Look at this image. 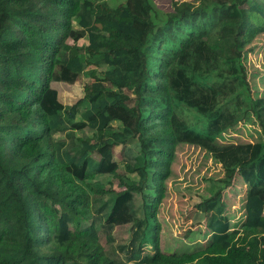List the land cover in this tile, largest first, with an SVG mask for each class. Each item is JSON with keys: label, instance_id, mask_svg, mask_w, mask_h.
<instances>
[{"label": "trees", "instance_id": "trees-1", "mask_svg": "<svg viewBox=\"0 0 264 264\" xmlns=\"http://www.w3.org/2000/svg\"><path fill=\"white\" fill-rule=\"evenodd\" d=\"M168 1L164 12L151 0H0V264H264V97L244 63L264 0ZM90 67L100 77L88 94L63 105L52 83ZM241 116L259 138L222 142ZM85 129L94 139L75 137ZM178 144L204 150L224 177L198 205L209 239L164 253L154 210ZM120 145L138 179L92 199L83 184L115 173ZM235 185L244 217L231 228L222 193ZM124 225L110 256L99 233L111 245Z\"/></svg>", "mask_w": 264, "mask_h": 264}, {"label": "rangeland", "instance_id": "rangeland-1", "mask_svg": "<svg viewBox=\"0 0 264 264\" xmlns=\"http://www.w3.org/2000/svg\"><path fill=\"white\" fill-rule=\"evenodd\" d=\"M109 5L115 6L122 0H106ZM159 11H168V0H151ZM85 40H80L78 45H85ZM245 66L252 91L256 97H264V32L251 35L246 44ZM91 75H80L72 85L52 83V87L58 92V99L63 105H72L77 100L84 98L90 88L94 77H100L99 69L93 70ZM215 82L211 79L209 82ZM131 104V101L128 103ZM183 117L193 121L195 113L183 109ZM234 129L225 132L222 142H254L259 138V127L253 118H242ZM79 118H76L78 120ZM64 139V135H57ZM75 137L94 139V132L85 129L75 132ZM93 142V141H91ZM123 146L114 148V159L118 163L115 173L108 175H94L89 177L83 187L89 193L97 194L92 199L102 197L106 199L108 194L124 190L121 178L128 177L137 180L136 174L126 173L122 162ZM95 158L98 156L95 155ZM224 177L223 168L209 154L197 146L178 144L172 149V155L168 160V175L164 181V194L155 206V218L159 228L158 245L162 252L173 253L187 246L193 247L195 243L205 244L209 239V231L206 227L207 220L199 212V203L210 195L209 188ZM245 186H234L223 190L225 216L229 219L231 228L240 225L244 217L242 195ZM96 208L99 203H95ZM59 210L60 206L56 205ZM135 208L138 216L142 214L141 199L136 196ZM204 233V236H201ZM130 235V225L118 226L113 231L114 243L108 245L105 235L100 232L99 240L106 253L115 255L114 245L126 240ZM185 246V247H184ZM146 252L151 253L150 246H146Z\"/></svg>", "mask_w": 264, "mask_h": 264}]
</instances>
